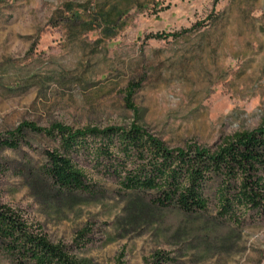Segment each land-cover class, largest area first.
Segmentation results:
<instances>
[{
	"label": "rangeland",
	"instance_id": "obj_1",
	"mask_svg": "<svg viewBox=\"0 0 264 264\" xmlns=\"http://www.w3.org/2000/svg\"><path fill=\"white\" fill-rule=\"evenodd\" d=\"M24 123L132 124L171 149L214 150L264 123V0H0V139ZM0 150V205L84 264H264V216L186 214L73 159L89 193L43 177L57 144ZM0 264H17L0 247Z\"/></svg>",
	"mask_w": 264,
	"mask_h": 264
},
{
	"label": "trees",
	"instance_id": "obj_2",
	"mask_svg": "<svg viewBox=\"0 0 264 264\" xmlns=\"http://www.w3.org/2000/svg\"><path fill=\"white\" fill-rule=\"evenodd\" d=\"M24 131L54 141L45 151L41 173L60 194L89 193L90 185L73 159L86 155L108 169L124 191L150 193L152 203L186 214L207 211L208 186L214 191L218 215L235 219L237 211L264 216V123L254 131L236 133L214 150L169 149L165 143L132 124L73 130L60 124L41 129L24 123L0 139V150H16ZM0 247L17 264H84L66 246L31 232L20 216L0 205ZM155 258L151 264H162Z\"/></svg>",
	"mask_w": 264,
	"mask_h": 264
}]
</instances>
